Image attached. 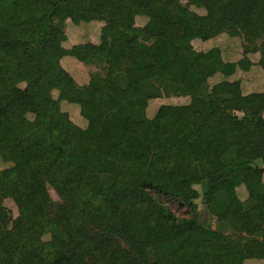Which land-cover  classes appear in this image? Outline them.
Instances as JSON below:
<instances>
[{
  "label": "trees",
  "instance_id": "16d2710c",
  "mask_svg": "<svg viewBox=\"0 0 264 264\" xmlns=\"http://www.w3.org/2000/svg\"><path fill=\"white\" fill-rule=\"evenodd\" d=\"M151 2L128 29L120 8ZM223 33L244 38V57L196 49ZM160 38L184 79L131 91ZM254 61L264 76V0H0V264H264V91L232 79ZM107 82L124 99H105ZM135 192L150 203L124 201ZM155 208L198 227L167 237Z\"/></svg>",
  "mask_w": 264,
  "mask_h": 264
},
{
  "label": "rangeland",
  "instance_id": "374dc122",
  "mask_svg": "<svg viewBox=\"0 0 264 264\" xmlns=\"http://www.w3.org/2000/svg\"><path fill=\"white\" fill-rule=\"evenodd\" d=\"M186 2V0H183ZM113 0H103V5L105 7L111 6ZM154 6V2L149 3L148 5H130L121 7L120 10L122 12V18L125 26L128 29H134L135 25H144L147 22L146 16L150 13L152 7ZM198 12H203V10L198 8H193ZM136 18V24H135ZM202 41V40H200ZM195 41V47L198 50L208 49L212 46H218L221 48L223 56L227 60H239L241 57H244L243 52V44L244 38L242 36H231L227 33H223L218 37L214 38L212 41ZM248 56L252 60L259 59V54L257 53H249ZM159 62L155 65L147 66L146 68L139 69L135 72V77L130 85L131 91H137L141 87V81L148 76L158 75L162 73H167L176 78L178 82H181L185 75L186 71L182 67L175 66L169 58V47L165 38L159 39V54H158ZM254 61V65L251 66L248 70L238 69V71L232 76L233 80L240 79L243 83V91L245 93L251 91H264V76L260 66L257 62ZM222 79L221 75L217 78L211 80V84L218 82ZM125 97L124 90L119 89L115 83L107 82L104 88V98L105 99H118L122 100ZM164 102H174V103H186L189 101L187 97H170L164 98ZM241 114V113H240ZM227 125V121L223 120L221 122V127L224 128ZM11 162H7L5 160L0 159V169L7 168L11 166ZM50 193L52 198L55 201H59V196L54 191V189L50 188ZM241 194L244 196L245 192L241 191ZM160 200L164 201L178 217H186L188 215V208L183 206L177 199L167 198L165 196H161ZM124 201L127 203L131 202H147L150 203V198L147 193L144 192H135L124 198ZM5 205L11 210L12 214L16 216L18 214L17 206L11 199L5 200ZM200 210V219L203 221L204 219H208L210 222H214V218L207 214V211L202 208V205L199 203ZM154 220L158 231L161 234L166 235L170 238H175L179 236L182 232L194 229L198 227L197 222L193 221L192 223L181 226V227H173L167 224L164 220V216L159 208L154 209ZM230 259V255L222 256L220 260V264L228 263ZM202 260V257L195 258L192 260V264H198ZM245 264H263L260 259H250L246 261Z\"/></svg>",
  "mask_w": 264,
  "mask_h": 264
}]
</instances>
